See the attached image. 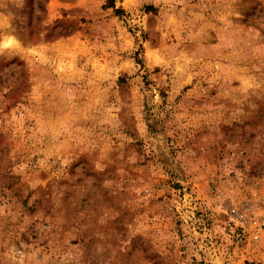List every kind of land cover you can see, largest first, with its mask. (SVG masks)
<instances>
[{"label": "rangeland", "instance_id": "1", "mask_svg": "<svg viewBox=\"0 0 264 264\" xmlns=\"http://www.w3.org/2000/svg\"><path fill=\"white\" fill-rule=\"evenodd\" d=\"M0 264H264V0H0Z\"/></svg>", "mask_w": 264, "mask_h": 264}]
</instances>
